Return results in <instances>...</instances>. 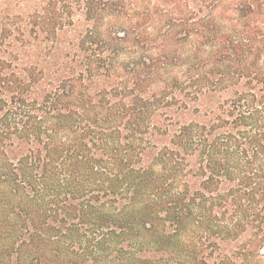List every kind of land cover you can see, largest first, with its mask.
<instances>
[{
    "label": "trees",
    "instance_id": "16d2710c",
    "mask_svg": "<svg viewBox=\"0 0 264 264\" xmlns=\"http://www.w3.org/2000/svg\"><path fill=\"white\" fill-rule=\"evenodd\" d=\"M260 246L264 0H0V264Z\"/></svg>",
    "mask_w": 264,
    "mask_h": 264
},
{
    "label": "rangeland",
    "instance_id": "374dc122",
    "mask_svg": "<svg viewBox=\"0 0 264 264\" xmlns=\"http://www.w3.org/2000/svg\"><path fill=\"white\" fill-rule=\"evenodd\" d=\"M259 248L263 250L264 246H260ZM242 261H246V260H243L242 256L238 257L237 262L240 263ZM257 262L259 264H264V254H260L259 252H257L256 258H252L251 261H249V264H255ZM245 263H241V264H245Z\"/></svg>",
    "mask_w": 264,
    "mask_h": 264
}]
</instances>
